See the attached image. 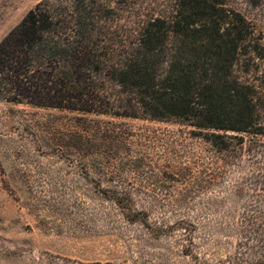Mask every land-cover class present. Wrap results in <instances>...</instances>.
Masks as SVG:
<instances>
[{"label":"rangeland","instance_id":"obj_1","mask_svg":"<svg viewBox=\"0 0 264 264\" xmlns=\"http://www.w3.org/2000/svg\"><path fill=\"white\" fill-rule=\"evenodd\" d=\"M42 1L0 0V42ZM225 3L253 23L264 46V0ZM121 24L127 27L129 19ZM114 130L124 142L110 140ZM189 131L175 122L0 101V264L261 259L264 218L254 210L263 204L254 203L264 200V191L254 182L264 181V163L227 153L226 163L204 164L214 153H201L207 146ZM200 169L212 173L208 191L188 199L189 212L177 208L182 175L191 182ZM109 190L128 196L129 208L106 196ZM130 208L137 219L127 217Z\"/></svg>","mask_w":264,"mask_h":264},{"label":"trees","instance_id":"obj_2","mask_svg":"<svg viewBox=\"0 0 264 264\" xmlns=\"http://www.w3.org/2000/svg\"><path fill=\"white\" fill-rule=\"evenodd\" d=\"M225 2L44 0L0 42V101L175 122L207 146L201 153H214L204 164L226 163L232 153L263 166L264 46L253 23ZM109 138L124 142L116 130ZM210 174L200 169L191 182L182 175L177 208L191 210L188 199L208 191ZM254 184L264 191V181ZM104 194L129 208L128 196ZM260 202L254 211L264 218ZM128 210L130 220L139 217ZM253 264H264V255Z\"/></svg>","mask_w":264,"mask_h":264}]
</instances>
